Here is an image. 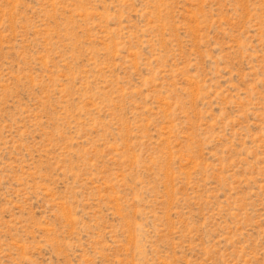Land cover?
Here are the masks:
<instances>
[{
	"label": "rangeland",
	"instance_id": "374dc122",
	"mask_svg": "<svg viewBox=\"0 0 264 264\" xmlns=\"http://www.w3.org/2000/svg\"><path fill=\"white\" fill-rule=\"evenodd\" d=\"M0 264H264V0H0Z\"/></svg>",
	"mask_w": 264,
	"mask_h": 264
}]
</instances>
